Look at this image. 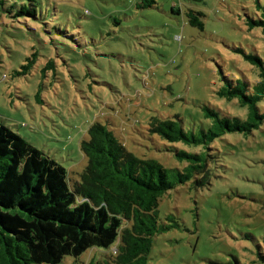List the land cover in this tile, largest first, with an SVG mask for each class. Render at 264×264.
<instances>
[{
	"label": "rangeland",
	"instance_id": "374dc122",
	"mask_svg": "<svg viewBox=\"0 0 264 264\" xmlns=\"http://www.w3.org/2000/svg\"><path fill=\"white\" fill-rule=\"evenodd\" d=\"M142 1L12 0L0 7V120L72 179L86 166L79 144L96 120L139 157L181 167L176 149L202 147L151 133L152 117H179L185 129L198 130L212 122L203 105L248 113L216 91L222 71L257 79L236 48L264 57V27L252 25L264 0ZM174 3L203 12L204 29L173 12ZM33 53L30 71L19 74ZM212 147L210 183L188 181L160 199L159 223L178 225L153 238L150 264H264V123L249 134L227 132ZM105 254L91 248L79 262Z\"/></svg>",
	"mask_w": 264,
	"mask_h": 264
},
{
	"label": "trees",
	"instance_id": "16d2710c",
	"mask_svg": "<svg viewBox=\"0 0 264 264\" xmlns=\"http://www.w3.org/2000/svg\"><path fill=\"white\" fill-rule=\"evenodd\" d=\"M142 2L147 7L157 3ZM8 3L12 0H0V7ZM171 9L204 29L203 12L176 3ZM260 12L253 26L264 27V8ZM28 14L35 16L36 9ZM236 49L258 70L257 79L222 71L216 93L236 99L248 109L246 117L203 105L212 120L207 128L185 129L179 117L154 116L149 122L148 130L169 142L202 147L198 152L176 149L185 163L181 167L139 157L109 124L96 120L79 144L86 166L79 179H72L69 169L0 120V264H66L67 257L74 258L71 264H150L153 238L178 225L159 223L160 199L188 181L197 187L209 184L215 139L227 132L249 134L264 123V57ZM36 58L33 53L18 73L27 74ZM51 66L49 61L45 68ZM91 248L107 254L79 262ZM232 261L218 264H241Z\"/></svg>",
	"mask_w": 264,
	"mask_h": 264
}]
</instances>
